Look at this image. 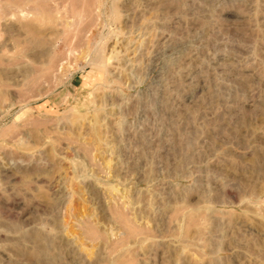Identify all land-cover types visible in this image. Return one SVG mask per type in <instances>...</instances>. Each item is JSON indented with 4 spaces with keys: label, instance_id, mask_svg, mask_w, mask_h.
I'll list each match as a JSON object with an SVG mask.
<instances>
[{
    "label": "rangeland",
    "instance_id": "obj_1",
    "mask_svg": "<svg viewBox=\"0 0 264 264\" xmlns=\"http://www.w3.org/2000/svg\"><path fill=\"white\" fill-rule=\"evenodd\" d=\"M97 2L0 0V264H264V0Z\"/></svg>",
    "mask_w": 264,
    "mask_h": 264
},
{
    "label": "bare ground",
    "instance_id": "obj_2",
    "mask_svg": "<svg viewBox=\"0 0 264 264\" xmlns=\"http://www.w3.org/2000/svg\"><path fill=\"white\" fill-rule=\"evenodd\" d=\"M99 1V0H98ZM96 2H97V0H96ZM112 2H114V1H112ZM98 3V2H97ZM115 4H117V3H115ZM100 5V4H99ZM112 6H114V3L112 4ZM116 6V5H115ZM120 6V5H119ZM101 7V6H100ZM130 10V9H129ZM99 11V10H98ZM117 11V10H116ZM125 11H127V10H125ZM94 12V11H93ZM113 12H114V10H113ZM116 13V12H115ZM127 13V12H126ZM98 18V17H97ZM94 22H96L95 20H94ZM93 22V23H94ZM99 22H97V24H98ZM129 34V33H128ZM60 42V41H59ZM105 57V56H104ZM116 57H117V55H116ZM104 61V60H103ZM97 62H99V61H97ZM100 64H102V63H100ZM104 64V63H103ZM94 65H96V64H94ZM99 65V64H98ZM100 68V67H99ZM190 216H191V214H190ZM188 217H189V215H188ZM124 223V226L126 227V229L128 230V232H129V234H134L135 232H137L136 230H135V228H133L132 226H130L126 221H124L123 222Z\"/></svg>",
    "mask_w": 264,
    "mask_h": 264
}]
</instances>
